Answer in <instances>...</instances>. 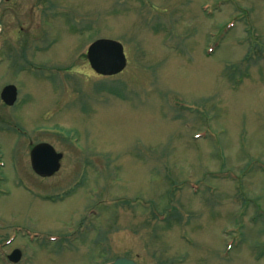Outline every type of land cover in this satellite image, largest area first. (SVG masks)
Wrapping results in <instances>:
<instances>
[{
  "label": "rangeland",
  "instance_id": "obj_1",
  "mask_svg": "<svg viewBox=\"0 0 264 264\" xmlns=\"http://www.w3.org/2000/svg\"><path fill=\"white\" fill-rule=\"evenodd\" d=\"M49 1L3 22L24 121L0 132V264H264V0ZM101 36L123 73L89 66ZM31 139L62 152L51 177Z\"/></svg>",
  "mask_w": 264,
  "mask_h": 264
},
{
  "label": "water",
  "instance_id": "obj_2",
  "mask_svg": "<svg viewBox=\"0 0 264 264\" xmlns=\"http://www.w3.org/2000/svg\"><path fill=\"white\" fill-rule=\"evenodd\" d=\"M90 65L99 73L114 74L120 71L126 63L122 45L112 39L99 38L88 47L87 53ZM14 86H6L3 94L9 95V89ZM61 153H56L52 146L47 143L36 145L32 151V163L37 172L44 175L52 174L59 168ZM13 260L18 258L17 254L10 256ZM109 264H137L128 257H118Z\"/></svg>",
  "mask_w": 264,
  "mask_h": 264
},
{
  "label": "flooded vegetation",
  "instance_id": "obj_3",
  "mask_svg": "<svg viewBox=\"0 0 264 264\" xmlns=\"http://www.w3.org/2000/svg\"><path fill=\"white\" fill-rule=\"evenodd\" d=\"M25 1H33V5L36 4V2H39L40 0H0V35L4 31V26L1 24L2 21L10 22V20H15L17 17H19V12H22V5ZM22 17V16H21ZM7 28V25H6ZM8 35L6 34L5 38ZM6 42L3 43L4 47L2 48V42H0V49L3 50L5 53L8 52L10 49L9 44L7 43L8 40H5ZM4 71V68H3ZM2 69H0V73L3 72ZM4 86V85H3ZM16 102H14L12 105L7 104L1 99L0 96V129L9 130L11 126V109L15 108ZM1 238L3 236H0ZM0 238V239H1Z\"/></svg>",
  "mask_w": 264,
  "mask_h": 264
}]
</instances>
